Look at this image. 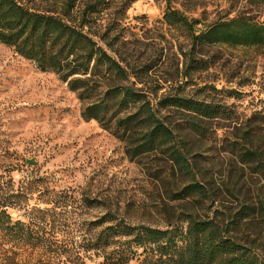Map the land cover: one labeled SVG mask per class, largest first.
Returning a JSON list of instances; mask_svg holds the SVG:
<instances>
[{
  "label": "rangeland",
  "instance_id": "374dc122",
  "mask_svg": "<svg viewBox=\"0 0 264 264\" xmlns=\"http://www.w3.org/2000/svg\"><path fill=\"white\" fill-rule=\"evenodd\" d=\"M22 1L48 6L44 0ZM87 1L98 3L92 30L102 38H95L124 66L145 64L143 84L154 97L190 96L213 102L226 114L211 120L212 129L203 135L185 133L192 175L162 153L131 159L113 133L81 115L82 102L55 72L39 70L0 42V195L22 192L21 204L8 212L27 221L30 207H46L49 193L69 192L73 207L60 215V235L74 237L80 246L93 233L89 222L108 212L129 224L163 228L184 213L227 218L251 206L238 236L263 255L264 178L258 163L241 159L231 142L248 133L252 149L264 151V124L258 120L264 118V46H194L188 30L168 23L164 14L168 7L179 9L198 20L195 28L202 31L236 16L263 22L264 0H76V17ZM49 4L59 8L60 0ZM196 181L208 195H175ZM103 255L84 254L88 264H108ZM41 261L28 247H0V264Z\"/></svg>",
  "mask_w": 264,
  "mask_h": 264
},
{
  "label": "trees",
  "instance_id": "16d2710c",
  "mask_svg": "<svg viewBox=\"0 0 264 264\" xmlns=\"http://www.w3.org/2000/svg\"><path fill=\"white\" fill-rule=\"evenodd\" d=\"M44 1L48 6L39 9L22 0H0V42L34 61L39 70L55 72L82 102L81 115L97 120L113 133L124 144L128 157L162 153L192 175V151L183 137L191 130L203 135L212 129L211 120L224 116V109L190 96L154 97L143 84L149 68L145 64L124 66L95 38H102L92 30L97 2L87 1L82 15L76 17V0H60L56 9L50 0ZM164 19L186 28L194 46H264V21L250 15L219 21L202 31L195 28L198 20L176 8L168 7ZM258 120L264 124V118ZM231 143L234 150H240L241 159L258 163L264 178V151L252 149V135L247 133ZM21 194L10 191L0 195V247H28L39 253L42 264H88L84 254L90 250L103 252L108 264H129L136 257L142 258L140 264H264V253L259 254L255 245L238 236V226L251 206L227 218L184 213L163 228L129 224L108 212L89 222L93 233L85 245L78 246L74 237L60 235L64 225L60 215L73 207L69 192L49 193L46 207L31 206L27 221L16 220L8 212L9 207L21 204ZM192 194L206 196L208 190L196 181L175 195L184 198ZM85 200L90 205L100 203Z\"/></svg>",
  "mask_w": 264,
  "mask_h": 264
}]
</instances>
